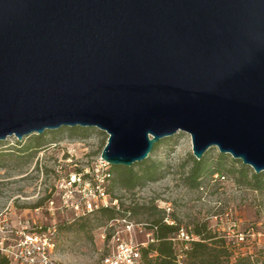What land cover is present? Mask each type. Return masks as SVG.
<instances>
[{
  "label": "water",
  "instance_id": "1",
  "mask_svg": "<svg viewBox=\"0 0 264 264\" xmlns=\"http://www.w3.org/2000/svg\"><path fill=\"white\" fill-rule=\"evenodd\" d=\"M65 125L111 165L182 130L264 171V0H0V139Z\"/></svg>",
  "mask_w": 264,
  "mask_h": 264
},
{
  "label": "rangeland",
  "instance_id": "2",
  "mask_svg": "<svg viewBox=\"0 0 264 264\" xmlns=\"http://www.w3.org/2000/svg\"><path fill=\"white\" fill-rule=\"evenodd\" d=\"M106 136L95 126L65 125L19 139L14 135L0 139V234L16 238L20 231H42L50 226L51 256L56 261L96 264L108 250L112 229L122 227L120 221L109 222L122 217L123 209V217L133 225L128 234L137 241H147L151 232L146 225L157 215L188 234L195 221H204L228 241L242 233L243 242L232 244L230 259L246 254L254 264H264V177L260 187H254L250 181L254 171L248 164L209 146L202 153L198 182L193 184L188 172L194 156L189 135L182 130L161 137L139 161L129 165L105 161L103 185L107 201L114 199L115 206L119 204L116 216L106 220L99 206L75 212V192L67 179L72 174L91 179ZM143 160L154 164L157 178L128 187L116 181L112 167L138 171L142 165L137 163ZM214 168L218 172L209 175ZM69 193L72 196H65ZM99 233H104L103 239Z\"/></svg>",
  "mask_w": 264,
  "mask_h": 264
},
{
  "label": "trees",
  "instance_id": "3",
  "mask_svg": "<svg viewBox=\"0 0 264 264\" xmlns=\"http://www.w3.org/2000/svg\"><path fill=\"white\" fill-rule=\"evenodd\" d=\"M155 144V143H154ZM153 144V145H154ZM152 145V147H153ZM151 147V148H152ZM201 156L193 158L192 165L189 168V179L193 184H197V178L201 174ZM219 157L221 154H218ZM146 160L137 164L142 165L138 171L132 170L131 167L114 166L116 181L123 187H128L141 180H152L157 178L154 164L145 163ZM218 169H210L209 175L217 173ZM264 172H251L250 177L254 187H260V182ZM188 178V177H187ZM106 220L116 216L119 204L102 205L97 208ZM121 215L126 216L125 210L121 209ZM151 232L152 240H147L139 244V264H254L249 255L239 254L230 259L232 244L239 245L243 241L235 243L234 239L228 241L216 230L207 226L204 221H195L189 228L196 238L172 239L178 227L172 222L162 219L161 215L153 217L146 225ZM174 233V234H173ZM173 234V235H172ZM176 245L179 251L176 249ZM178 254L181 257L178 259ZM16 264L11 261L5 254L0 253V264Z\"/></svg>",
  "mask_w": 264,
  "mask_h": 264
},
{
  "label": "built area",
  "instance_id": "4",
  "mask_svg": "<svg viewBox=\"0 0 264 264\" xmlns=\"http://www.w3.org/2000/svg\"><path fill=\"white\" fill-rule=\"evenodd\" d=\"M105 160L99 158V163L89 177H79L72 174L68 179V187H73L74 201L73 208L75 212H86L95 207L113 204L115 200L107 201V193L104 189L103 178L107 175L105 170H102V165ZM100 166V170L98 169ZM70 197L72 194H65ZM79 202V207H78ZM110 202V203H109ZM114 221H120L121 228H113L109 235L108 250L101 255L96 264H139V244L142 241H137L128 233L132 229V222L125 217L112 218L109 224ZM165 221H167L165 219ZM168 222V221H167ZM125 233L126 236H123ZM149 234V232H147ZM100 238H104V233H99ZM193 238L191 233H187L179 227L172 239L187 240ZM147 240H152L150 235ZM235 243L243 241L242 233H237L234 236ZM54 246L53 227L47 226L42 231H20L16 238H9L5 234H0V253L5 254L11 261L16 264H60L51 256V250ZM181 257L178 254L177 258Z\"/></svg>",
  "mask_w": 264,
  "mask_h": 264
}]
</instances>
